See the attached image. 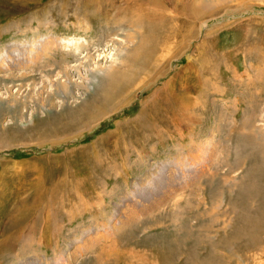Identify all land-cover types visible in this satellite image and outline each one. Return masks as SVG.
Masks as SVG:
<instances>
[{"label":"rangeland","instance_id":"1","mask_svg":"<svg viewBox=\"0 0 264 264\" xmlns=\"http://www.w3.org/2000/svg\"><path fill=\"white\" fill-rule=\"evenodd\" d=\"M258 91L264 0H0V264H264Z\"/></svg>","mask_w":264,"mask_h":264},{"label":"bare ground","instance_id":"2","mask_svg":"<svg viewBox=\"0 0 264 264\" xmlns=\"http://www.w3.org/2000/svg\"><path fill=\"white\" fill-rule=\"evenodd\" d=\"M148 3V2H147ZM150 3V2H149ZM142 5V4H141ZM144 5V4H143ZM159 7H161V6H159ZM147 10V9H146ZM158 10H160V8H158L156 11H145L144 12V15H141V16H139V18H138V22H133V23H139V24H141V23H143V22H146V20H148V22H146V23H150V22H152L153 24H156V23H159L160 22V24L162 23V21L165 19V17H164V15H162L160 12L158 13ZM162 12H164V11H162ZM179 13V12H178ZM130 39V38H129ZM142 41V40H141ZM132 43V42H131ZM68 44V43H67ZM69 45V47H72L73 49H77V50H79L78 49V47L81 45V43H80V41H76V40H71V45L70 44H68ZM140 48H141V46H140ZM140 51V50H139ZM132 65V64H131ZM262 65V64H261ZM128 66H129V64H128ZM249 76V75H248ZM126 79V78H125ZM249 79V78H248ZM112 81V79H109V81ZM129 80V79H128ZM127 81V80H126ZM129 82V81H128ZM118 86V85H117ZM120 87H121V85H119ZM116 87V84H115V81L113 80V82L110 84V89L108 90V91H110V97L111 96H114L115 94H117V92H118V90H119V88L118 87H116V88H118V90L116 89H114ZM108 89V88H107ZM264 91H258V93L260 94V93H263ZM254 94V93H253ZM261 95V94H260ZM264 95V94H263ZM258 96V95H257ZM183 100V99H182ZM182 100H178V102H177V105L179 104V105H184V102L182 101ZM257 112V110H255V113ZM174 114V113H173ZM177 115V114H176ZM183 114H179V116L181 117ZM178 116V115H177ZM23 213H25L24 211L23 212H21V214H23ZM19 219H21V217L19 218ZM30 264V263H29Z\"/></svg>","mask_w":264,"mask_h":264}]
</instances>
